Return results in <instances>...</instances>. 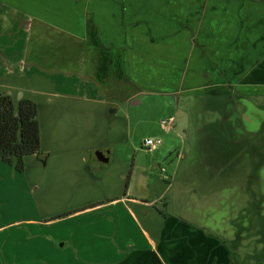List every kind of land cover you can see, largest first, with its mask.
I'll return each mask as SVG.
<instances>
[{
    "label": "rangeland",
    "instance_id": "1",
    "mask_svg": "<svg viewBox=\"0 0 264 264\" xmlns=\"http://www.w3.org/2000/svg\"><path fill=\"white\" fill-rule=\"evenodd\" d=\"M175 80L169 77V87ZM121 87L113 106L23 89L37 106L43 154L25 156L22 171L0 160V264H49V248L60 250L67 233L94 240L98 221L81 217L77 226L68 214L129 186L128 195L153 203L133 207L138 222L122 223L120 248L142 244L140 226L153 235L164 212L180 213L224 238L243 232L240 264H264V96L227 100L211 89L137 86L129 98L130 87ZM13 106L16 112V100ZM147 138L161 144L150 151ZM102 150L108 161L99 159ZM223 155L226 171L218 175ZM167 182L173 185L161 195Z\"/></svg>",
    "mask_w": 264,
    "mask_h": 264
},
{
    "label": "crops",
    "instance_id": "2",
    "mask_svg": "<svg viewBox=\"0 0 264 264\" xmlns=\"http://www.w3.org/2000/svg\"><path fill=\"white\" fill-rule=\"evenodd\" d=\"M169 77L176 78L173 87ZM121 86L130 87L129 98L143 86L211 89L227 100L238 93L264 96V0H0L1 93L18 103L29 98L22 95L27 87L47 99L75 97L113 106ZM171 125L173 119L165 130ZM223 156L218 175L226 171ZM172 185L167 182L161 195ZM130 192L131 186L121 196L73 209L67 218L74 224L81 217L98 221L91 232L95 239L67 233L60 250L46 246L47 262L230 264L229 248L219 238L238 253L243 232L234 240L224 238L184 214L166 212L153 235L138 228L142 244L120 248L122 223L138 222L133 207L153 203ZM178 192L176 186L172 198Z\"/></svg>",
    "mask_w": 264,
    "mask_h": 264
},
{
    "label": "trees",
    "instance_id": "3",
    "mask_svg": "<svg viewBox=\"0 0 264 264\" xmlns=\"http://www.w3.org/2000/svg\"><path fill=\"white\" fill-rule=\"evenodd\" d=\"M40 134L36 103L30 99H20L15 112L10 95L0 92V160L16 171L24 169L23 159L29 155H39ZM229 251L230 264H240L238 255Z\"/></svg>",
    "mask_w": 264,
    "mask_h": 264
},
{
    "label": "built area",
    "instance_id": "4",
    "mask_svg": "<svg viewBox=\"0 0 264 264\" xmlns=\"http://www.w3.org/2000/svg\"><path fill=\"white\" fill-rule=\"evenodd\" d=\"M161 144V139L157 138V139H151V138H147L144 141V146L147 147L148 150H155L159 145Z\"/></svg>",
    "mask_w": 264,
    "mask_h": 264
},
{
    "label": "water",
    "instance_id": "5",
    "mask_svg": "<svg viewBox=\"0 0 264 264\" xmlns=\"http://www.w3.org/2000/svg\"><path fill=\"white\" fill-rule=\"evenodd\" d=\"M99 159L102 160V161H107L108 160V157H109V153L107 150H102L99 155H98Z\"/></svg>",
    "mask_w": 264,
    "mask_h": 264
}]
</instances>
